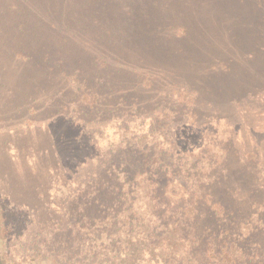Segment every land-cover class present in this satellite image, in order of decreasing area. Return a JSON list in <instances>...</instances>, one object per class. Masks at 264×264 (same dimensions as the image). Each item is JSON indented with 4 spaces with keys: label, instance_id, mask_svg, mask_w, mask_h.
I'll list each match as a JSON object with an SVG mask.
<instances>
[{
    "label": "rangeland",
    "instance_id": "rangeland-1",
    "mask_svg": "<svg viewBox=\"0 0 264 264\" xmlns=\"http://www.w3.org/2000/svg\"><path fill=\"white\" fill-rule=\"evenodd\" d=\"M171 228L178 264H264V0H0V249L118 264Z\"/></svg>",
    "mask_w": 264,
    "mask_h": 264
},
{
    "label": "trees",
    "instance_id": "trees-1",
    "mask_svg": "<svg viewBox=\"0 0 264 264\" xmlns=\"http://www.w3.org/2000/svg\"><path fill=\"white\" fill-rule=\"evenodd\" d=\"M174 229L176 232L181 231V228L169 229L156 244H148L140 237H136L134 241L130 240V245L127 246L124 254L121 251L117 252L120 257L118 264H141L142 261L147 260L156 264H178L182 256L184 259L191 257L190 252L193 247L190 246L188 238L176 235ZM187 243L189 247L186 248ZM147 256L149 257L146 258ZM0 264H13L9 253L2 249H0Z\"/></svg>",
    "mask_w": 264,
    "mask_h": 264
}]
</instances>
